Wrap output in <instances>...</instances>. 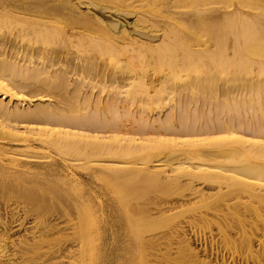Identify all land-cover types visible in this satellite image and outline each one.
<instances>
[{
  "label": "bare ground",
  "instance_id": "6f19581e",
  "mask_svg": "<svg viewBox=\"0 0 264 264\" xmlns=\"http://www.w3.org/2000/svg\"><path fill=\"white\" fill-rule=\"evenodd\" d=\"M145 1L0 0L1 188L27 182L40 187L46 201L65 195L72 227L52 243L31 226V237L15 240L23 261L168 264L169 258H146L141 250L152 252L168 238L169 254L176 249L198 256L189 224L210 214L218 229L241 227L253 262L264 259L247 228L264 223L253 205L264 202V0L226 5L218 20L211 9L216 0H190L202 7L168 9L163 16L153 0ZM135 179L178 196L136 205L103 191L104 181ZM68 184L90 196L68 195ZM214 194L222 218L211 212ZM236 206L244 211L232 213ZM29 211L8 225L0 216L1 250ZM135 214L149 224L158 216L183 219L158 232L132 228ZM89 218L97 226L87 225ZM43 223L46 233L56 229V223ZM233 233L226 237L235 244L239 232ZM6 255L0 254V264L15 258Z\"/></svg>",
  "mask_w": 264,
  "mask_h": 264
},
{
  "label": "rangeland",
  "instance_id": "374dc122",
  "mask_svg": "<svg viewBox=\"0 0 264 264\" xmlns=\"http://www.w3.org/2000/svg\"><path fill=\"white\" fill-rule=\"evenodd\" d=\"M199 1H201V0H199ZM240 1H238V0H232V1H230V0H222V1L216 0L215 3L211 4V6H212L211 9L213 8L212 9L213 19L214 20L219 19V17L222 14V12L220 10H223V7H226V5L228 6L230 4V6L228 8L233 9V8H235V6L241 5ZM242 1L247 2V3H248V1L249 2L252 1L253 5L258 4V3L256 4L255 3L256 1H254V0H242ZM258 1H260V0H258ZM136 2L141 3V2H143V0H141V1L136 0ZM238 2L240 4H238ZM144 3H146L145 0H144ZM190 3H191L190 0H153L152 2H150V4H153L154 8H156L157 12H158V10L161 11V16L168 14V12H169L168 9L191 11V10H194L196 8L202 7V5L200 6L197 3H194V4H190ZM259 3H261V1ZM179 4H182L183 6L177 7ZM262 5L263 4H261V6ZM247 7H243V8L248 12L253 11L255 13L258 12L259 9H262V8H259V9L252 8L251 9L249 7L250 8V11H249V8L247 9ZM218 9H220V10H218ZM208 11H210V13H211V10H208ZM151 18H155V17L151 16ZM218 22L219 21H216L215 23H218ZM259 77L261 79L264 78L263 75L262 76L259 75ZM165 109L166 108H164V111H165ZM140 180L135 179V180H129V181H122V182L121 181H117V182L115 181L113 183L110 182V184L108 183V181H104L105 185H104L103 191H107V193L108 192L111 193V194L108 193V195H110L111 197H114L117 199L119 198L120 200L121 199H123V200L128 199V201L131 204H136V205L146 204V203H143L144 200L147 203H149V202L156 201V200L161 201V200H165V199H175V197L177 198V196H178V194L176 192L174 193L173 191H170V189L169 190H166V189L163 190L162 187H158L157 185H155L154 183H152L148 180H146L148 182H145L144 179H142L141 181ZM119 182H121V183H119ZM106 183H107V185H106ZM3 185H4L3 183H0V216L1 215L4 216V219H2L3 216L1 217V219L4 221V223L6 225H8V222L13 220V219L15 220L16 218L24 217L25 209H27V207L30 210L29 211L30 213L29 212L27 213L28 215L25 214V216H26V219L24 220L25 224L21 228H18V226L17 227L15 226V224L18 223L17 221L16 222L13 221L12 225H13V227L15 226L13 228L14 232L10 231L14 234V237L16 238V239L14 238L13 241H15V240L17 241V238H19V237H20V239H23L25 235H28V236L30 235L29 237H31L32 234L30 232L31 231L30 227L33 225H35V226L37 225V230H38V228L42 229V231H40V232L42 234H44L43 237L47 240H51L50 242H52V243L54 242V240L57 242V239H55V238L58 237V239H59L60 238L59 236H62V232H70L71 231L72 227L70 225V221L68 220V217L66 216V214H64V209H66V207L68 208L67 200H65V198H66L65 195L60 196V197H62V201H61V198H59V199L57 198V201H56V199H53L55 202L51 201V200H50L51 201L50 202L49 199H48V201H46L48 197L44 198V196H42L45 192L43 193V191L40 187L37 188V186H35V185L33 186V184H30L27 182L25 183V185H22V184H17V185L14 184L13 185L12 184L13 186H11L9 184V186L12 187L11 193H8V192L6 193L5 190L8 189V186L6 185V186L1 188V186H3ZM70 185L71 184H68L66 186V187L71 188V189L67 188L68 189V191H67L68 195L69 194L73 195V194H75V191H76V193L79 196L81 193H82V195L90 196L88 189H86L84 187L82 188L80 186H76L77 187V189H76V187L74 185H71V186ZM14 186H15V190H14ZM21 186H23V187H21ZM24 187H25V189H24ZM25 193H27L29 195H32L34 193L33 194L34 197L29 196ZM94 193L95 194L98 193L97 195L99 196V192L95 191ZM100 193H102V192H100ZM3 194H5V195H3ZM101 195L104 196L105 192L100 194V196ZM218 195L219 194H214L210 198V200L209 199L208 200L213 201L211 212L219 215L222 218V212L223 211H222V206H221V203L219 201ZM102 196L100 198H102ZM19 198H21L22 200ZM17 199L20 201H24V203H22V205L20 204V206L18 208H16L17 204H15L18 201ZM31 199H32V201H31ZM39 199H41V201ZM42 199H45V200H43V202H42ZM242 199L243 200H249L248 197H244ZM63 200H65V202ZM39 201L41 202V205H40V206H42L41 208L42 209L45 208L44 210H41L37 207L38 204L40 203ZM233 201L235 202V199L231 200L230 202L233 203ZM87 202H90V199ZM42 203H45L46 206L43 207ZM253 205L258 207L261 210V213L264 214V202L259 203V202L254 201ZM59 206H60V208H59ZM20 207H21V209H20ZM36 208H38V209L36 210ZM31 209H33L34 212ZM234 210H239L241 212L244 211V209H242L241 207H238V206H236V209H234V207H232L231 212L234 213ZM1 212H2V214H1ZM16 212H17V214H16ZM97 214H98V216H97ZM97 214L95 216H93L94 219L100 218L99 213H97ZM20 215H22V216H20ZM254 215H257V214L255 212L247 211L246 216L249 220H256ZM35 216H37V217L43 216L44 219H42L43 220L42 221L41 219L39 220V217H38L37 218L38 220H37ZM158 217H159L158 220H156L154 223L149 224L147 221V218L145 216L143 217L141 214H135V216H133L131 218V225H133L131 227L137 228V227H146V226L151 227L152 226V227H155L157 229L156 231H158V232H167V231L171 230L172 227H174L175 224L179 220L183 219L182 218L183 216H180L177 219L173 218L172 221H169L168 220L169 218L161 217V216H158ZM101 218H102V216H101ZM184 219H187V218H184ZM188 219H190V218H188ZM211 219L218 220V218L216 216H213L212 214H210V215H208L207 221L195 220L196 221L195 223L189 224L190 227L192 228V230L195 231V233H193V232L192 233L188 232V233H190L189 237L193 243V247H195V249H197L199 252L198 256H194L189 251H184V250H182L180 253H178L176 251V249H175V251H173L174 250L173 249L172 253L169 254V244L167 243L168 238L162 239L161 244L158 246V248L152 250V252L151 251L148 252L147 249L143 248L141 250L142 256L145 257V255H147L146 258L147 257L152 258V257H155V256H153V254L157 253L160 256L159 258L165 257L164 261L167 258H169L167 261L168 264H258L259 263L258 261L253 262L254 258H255V260H257L255 255L253 256L250 254V256H249V254H248L249 252H248V249L246 247V245H247L246 239L247 238L245 239L244 236L241 235V230H242V229H240L241 227L239 229L235 228L232 231H227L225 229H218L217 225L214 224L213 221L211 222ZM138 220H141V222H139ZM40 221L42 222V224H40L41 223ZM36 222H38L39 224L38 223L36 224ZM43 222L56 223L57 224L56 229L50 230L51 232L48 231L46 233L45 230H48V229H45V230L43 229V227H42L44 225ZM96 222H97V220H90V218H89V220L86 221V224L88 223L87 225L97 226ZM233 224H236V223H233ZM249 224H252V225H247V228L252 230L251 233H248L249 236L252 238V242H251L252 248L257 252L258 251L261 252V255H262V254H264V223H263V221H259V223H249ZM255 226H257V227H255ZM0 227L2 228V225H0ZM233 231L239 232L238 234L234 235L235 239H236L235 244H232L228 240L229 237H226L228 235L233 237V234H234ZM27 233H29V234H27ZM57 235H59V236H57ZM191 235H194V236H191ZM239 235H241V236L239 237ZM11 236L13 237V235H11ZM22 236H23V238H21ZM192 237H194V239ZM7 241H4V243H3L4 248H5V246H6V248L4 250H1V248H0V252H1L0 254H3L5 256H7L6 254L11 255L12 253H15L17 251V249L19 248L17 245L18 241L13 242L12 238L10 240L8 239ZM59 241H61V240H59ZM10 242L13 243V246L10 244ZM14 243L17 246H15ZM214 245H216V246L214 247ZM135 246H137V245H135ZM236 247H237V249H235ZM14 248H16V249H14ZM212 248L213 249L215 248V249L213 250ZM14 250H15V252H14ZM137 252H138V248H137ZM13 255L14 254H12L11 257H13V258L15 257V258L8 261L6 264H8L9 262H10L9 264H14V263H17V261L19 262V260H21L20 262H22V264H24V263L25 264H34L33 263L34 260L31 258L30 259L26 258V260L23 261V259L21 257H19L18 253H15L16 256L15 255L13 256ZM134 256H135V254H134ZM140 256H138V260L141 259ZM252 256H253V258H252ZM144 257H142V258H144ZM222 257H224V258H222ZM234 259H236V260H234ZM262 260H264V259H260L259 264H262V263L264 264V261L262 262ZM256 262H258V263H256Z\"/></svg>",
  "mask_w": 264,
  "mask_h": 264
}]
</instances>
